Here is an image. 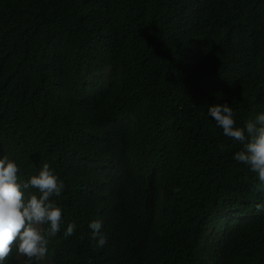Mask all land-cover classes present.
Segmentation results:
<instances>
[{
    "label": "trees",
    "instance_id": "obj_1",
    "mask_svg": "<svg viewBox=\"0 0 264 264\" xmlns=\"http://www.w3.org/2000/svg\"><path fill=\"white\" fill-rule=\"evenodd\" d=\"M223 103L241 128L264 113V0H0V158L64 184L32 264H264V191L208 115Z\"/></svg>",
    "mask_w": 264,
    "mask_h": 264
},
{
    "label": "clouds",
    "instance_id": "obj_2",
    "mask_svg": "<svg viewBox=\"0 0 264 264\" xmlns=\"http://www.w3.org/2000/svg\"><path fill=\"white\" fill-rule=\"evenodd\" d=\"M208 115L222 128L225 137L242 145L234 159L258 176L261 184L256 186V191H264L261 186L264 185V113L248 120L243 128L236 126L235 113L228 103L208 107ZM19 171L17 163L7 155L0 158V264L11 254L13 246L27 258L26 264L40 260L47 253L48 238L56 236L61 229L62 209L52 198L60 196L63 182L48 163L27 181L18 177ZM28 189L38 190L39 195L29 194L25 199ZM45 224L49 225L46 231L42 228ZM89 228L95 247H103L107 236L101 231L102 221H92ZM75 229V222L69 223L65 238L72 236Z\"/></svg>",
    "mask_w": 264,
    "mask_h": 264
},
{
    "label": "rangeland",
    "instance_id": "obj_3",
    "mask_svg": "<svg viewBox=\"0 0 264 264\" xmlns=\"http://www.w3.org/2000/svg\"><path fill=\"white\" fill-rule=\"evenodd\" d=\"M44 262H46L45 259H44Z\"/></svg>",
    "mask_w": 264,
    "mask_h": 264
}]
</instances>
